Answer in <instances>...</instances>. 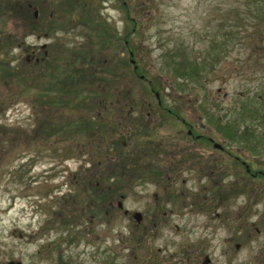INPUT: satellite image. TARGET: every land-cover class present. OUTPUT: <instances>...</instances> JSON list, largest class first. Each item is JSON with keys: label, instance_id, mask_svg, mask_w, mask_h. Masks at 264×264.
I'll list each match as a JSON object with an SVG mask.
<instances>
[{"label": "rangeland", "instance_id": "374dc122", "mask_svg": "<svg viewBox=\"0 0 264 264\" xmlns=\"http://www.w3.org/2000/svg\"><path fill=\"white\" fill-rule=\"evenodd\" d=\"M11 1L0 0V264H264V0H64L78 20L45 0L72 22L45 29ZM43 40L41 69L78 53L103 65L88 81L101 92L88 107L75 99L90 122L78 135L60 122L63 138L40 133L47 108L24 57ZM229 123L237 134L223 133ZM186 128L250 173L225 152L199 169L218 147ZM124 146L137 154L122 163ZM137 161L148 167L138 181Z\"/></svg>", "mask_w": 264, "mask_h": 264}, {"label": "trees", "instance_id": "16d2710c", "mask_svg": "<svg viewBox=\"0 0 264 264\" xmlns=\"http://www.w3.org/2000/svg\"><path fill=\"white\" fill-rule=\"evenodd\" d=\"M63 1L64 0L61 1L60 7L62 9H65V10L69 9L70 6L68 4L67 5L63 4ZM70 2H71V0H70ZM22 4H23V0H16V1L12 0L9 8L10 9H17V8H19V5H22ZM69 4H71V3H69ZM71 8H72V10L75 9L72 12L75 13L74 17L77 18V10H78V9H76L77 7L74 6ZM82 12L83 11H81V13ZM67 15H69V13L66 14V12H65L63 17H65ZM31 17L32 16L30 14V20H31ZM78 19H79V17L77 18V20ZM82 19H84V18H82ZM82 22H84V23L87 22L88 25L92 24L90 26H94V28H96L100 25L99 22L94 21V20L93 21L92 20L86 21L84 19V20H82ZM130 22L132 25L134 24V22H132V21H130ZM101 24H103L102 28H104L105 32H107V26H105V24L103 22ZM47 48H48V46H47ZM57 58L58 59H56L52 63L51 67H53V69L51 71L40 70L38 64H37L38 68L34 67L28 71V72L32 73L31 75H33V78H34L33 88L36 89L37 90L36 93H39V95H40V97L37 98L38 103H40V105H41L42 101H44V104L46 105V108H47L46 111H44V113L41 116L42 120L40 121L39 130H40V133H44L45 135H49L52 132L56 133V132H58L57 131L58 120L61 119L63 121V123L61 120L59 122L61 124H63V126H65V127L68 126L69 124L75 123L78 128L74 133L76 135H78V133L80 134L82 129L89 128L90 122L88 120H86V118L79 117L76 114L75 108L73 107V106H75V99L77 98V100H78V102H76L77 106H79V105H80V107L82 105H84L86 107L89 106L88 101H91L92 98H95L96 97L95 93L97 91H100L99 89L92 88L89 85L90 84L88 82L90 80L89 78L92 75L96 74L98 69L104 70V68H103V65L100 66L101 64L95 63L94 60L87 63L86 60L84 59L85 57L81 58L80 53L74 55L73 58L71 57L70 61H68L66 63L62 62L59 56H57ZM81 61H83V62H81ZM124 61H125L124 59H120L119 62H122V64H124ZM78 63H80V64H78ZM126 64H127V62H126ZM9 68L10 67L8 65V60L3 58V61H2V59H0L1 71L3 69H5V73L9 72ZM75 70H76L75 75L78 72V74L76 75V78H75L74 72H73ZM56 71H58V78H57V75L55 74ZM132 71L134 73H136V75H138V77H139V74H141L142 75L141 78L145 79L148 82L149 85H147V88H148L147 90H149V92H151L152 89H155V87L152 86L154 81L152 82L151 80L147 79L143 73L136 72L137 71L136 67L133 68ZM13 74L18 76L19 72L15 70L13 72ZM82 74H85V77L82 76ZM19 76H21V75L19 74ZM26 76H25V78H26ZM80 76H81V78H80ZM20 79H22V77H20ZM71 84L77 86V88L75 90L68 89L71 87ZM110 85H112V84H108L106 86L110 87ZM87 90H90L91 93H93V94L91 96L86 95L85 93ZM103 96L106 97L107 95H103ZM89 97H90V99H89ZM40 98L42 99V101H40L41 100ZM97 101H101V100H97ZM55 102H60L61 112H58V113L56 112L54 114ZM156 106L160 109H163L162 104H160V105L156 104ZM65 109L70 111L72 117H71V115L69 116V118L66 116L63 117L62 111ZM168 114L170 116H172L174 114V112L168 111ZM225 125H226V127L223 129V124H222L223 133L237 134V131L232 130V124L229 123V124H225ZM91 130L93 133V127H91ZM95 130H96V128L94 129V131ZM70 132H71V130H69L66 133L67 138H70L71 135L73 134L72 132L71 133ZM141 132L142 131H139V129H137V133H141ZM243 133L247 134V132L244 131L241 133V135H242L241 137H243V135H244ZM61 137L63 138L64 135L62 134ZM116 141H118V140H116ZM117 146L118 145H114V148H117ZM124 158L125 157L121 156L119 158V161H121L123 163Z\"/></svg>", "mask_w": 264, "mask_h": 264}, {"label": "flooded vegetation", "instance_id": "af4514ba", "mask_svg": "<svg viewBox=\"0 0 264 264\" xmlns=\"http://www.w3.org/2000/svg\"><path fill=\"white\" fill-rule=\"evenodd\" d=\"M38 5H44V7H37L33 4H31V2L29 0H23V4L22 5H19L20 9H22V15L24 16V21L27 25H29V27H31V25H35L37 26V24H39V28L40 29H45V28H56L64 23H69L67 21H63V20H60V21H55L57 20L56 18H54V11L56 10V8H58V6H52V7H49L47 8L46 5H45V0H38ZM66 12V14L68 13H72V9H66L64 10ZM45 12L48 13L47 16H45ZM30 14H31V20L30 19ZM62 17V16H61ZM39 18H44V20H41ZM46 18L48 20H46ZM66 18V17H65ZM69 24H72V22H70ZM37 26V27H38ZM71 27V26H70ZM43 33V37L45 36V31H42ZM39 35V34H38ZM41 36H38V39H40ZM36 43H33L31 44L32 47L31 49L25 54V61L28 62L29 66H32V65H36L38 64L39 66V69L40 70H45V69H41L40 68V64H39V61H41V58L42 56H45L46 52H47V45H46V42L43 40L41 42H38L36 45V48L34 47ZM105 87H108L105 85ZM152 89V88H151ZM152 91H155L154 89H152ZM156 92V94H155ZM153 92V95L154 97L156 98L155 102L157 105H160L161 104V101H160V98H159V93L158 91H155ZM41 107H45L46 108V105L44 104V101H42V104H41ZM156 108H158L157 106H155ZM54 114L57 112H61V106H60V102H55V107H54ZM160 109V108H159ZM169 111V109H167ZM163 118V117H162ZM137 119V118H136ZM177 120V118H174L173 120ZM40 120H42V117L40 118ZM61 119L58 120V122L60 121ZM219 126V125H218ZM111 130H113V127L110 128ZM140 129V128H138ZM101 130V129H100ZM57 131L56 133H54L55 135L61 137V126L60 124L57 125ZM185 132H186V135L189 136L193 141H200V144L204 145L207 144L210 145V146H215L218 147V148H215L213 149V151H210L212 152L211 155L208 157V159H204L202 160V164H201V167L200 168H203L206 169L207 166H209L207 164V161L209 162H212L213 164L215 163H218L219 160H221V153L225 152V154H227V161H229V163H232L233 165H238V164H242L243 167H244V170L247 172V173H250V169H249V166L247 163L244 162V160H242L237 154H232L228 149L224 148L222 146V144L218 143L217 141H215V139L210 136V135H207V134H199V133H193L192 130L190 128H186L185 129ZM220 133V132H219ZM53 134V133H51ZM230 135L228 133H225V135ZM74 133L71 135L73 136ZM226 135V136H227ZM231 135H235V134H232ZM58 138V137H57ZM60 139V138H58ZM125 141V140H124ZM126 146H124V150H123V157L124 160H123V163L124 161L128 160V159H133L131 157L132 156H136V151H137V148H125ZM135 147V146H134ZM182 157V156H181ZM183 160L182 158L180 159V162L181 163ZM139 161H137V163H135L134 165L128 167V169H131V170H134V172H136L133 176V179L135 180H141L143 177V170H142V167L145 168V170L148 168L144 165H141V163L139 164L138 163ZM231 166V165H229ZM212 167V166H211ZM215 167V166H214ZM214 167L211 168V171H214ZM125 169V166L122 167ZM127 168V167H126ZM157 172V171H156ZM157 179H159V175L157 176ZM154 200L156 201V199L154 198ZM117 203V207H122L118 205V203L121 204V202L119 200L116 201ZM127 209L126 208H122V212L123 213H127ZM133 211H136V210H133ZM132 211V212H133ZM131 212V213H132ZM146 214V212H144ZM132 215V214H131ZM141 218H142V215H141Z\"/></svg>", "mask_w": 264, "mask_h": 264}, {"label": "water", "instance_id": "95a60500", "mask_svg": "<svg viewBox=\"0 0 264 264\" xmlns=\"http://www.w3.org/2000/svg\"><path fill=\"white\" fill-rule=\"evenodd\" d=\"M118 205L121 206L120 203H118ZM133 215H135V216L138 215L137 218H139V213H138L137 211H135V212L133 213ZM207 260H208L207 258L204 259V261H207ZM55 264H69V263L63 261V262H57V263H55Z\"/></svg>", "mask_w": 264, "mask_h": 264}]
</instances>
